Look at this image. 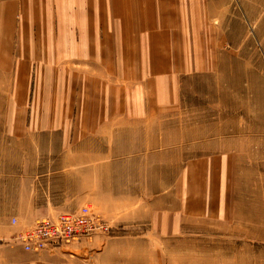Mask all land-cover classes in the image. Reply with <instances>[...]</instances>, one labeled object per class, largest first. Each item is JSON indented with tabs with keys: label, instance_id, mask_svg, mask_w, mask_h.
Here are the masks:
<instances>
[{
	"label": "crops",
	"instance_id": "crops-1",
	"mask_svg": "<svg viewBox=\"0 0 264 264\" xmlns=\"http://www.w3.org/2000/svg\"><path fill=\"white\" fill-rule=\"evenodd\" d=\"M174 1L0 0V76L5 80L2 102L16 103L20 97L12 99L11 90L27 87L26 73L41 72L45 81L55 76L60 88L73 86L81 106L80 111H65L64 92L59 96L55 91L54 100L43 95V105L56 102L59 110L0 112L3 134L19 141L32 135L61 132L55 147L45 144L42 149L39 145V151L60 153L55 159L56 174L75 168V176H86L78 182L80 194L68 198L86 200L92 206L91 214L102 215L116 225H137L130 222H142L136 218L142 219L143 215H146L143 219L153 220L154 209L144 212L143 207H152L150 202L154 199L168 201L164 208L167 217L170 209L171 214L176 210L175 193L153 197V190L158 188L151 185L158 182L153 175L158 166L152 164L157 155L152 154V149L156 144L153 130L160 127L159 111L179 102L176 84L179 71L177 62H172L164 28L172 24ZM175 55L179 57L177 51ZM64 73L69 75L68 81L62 78ZM137 136L141 137L139 141L135 139ZM202 145L196 149L213 150ZM29 148L18 151L19 156L3 161L6 166H0L7 167L10 175L8 182L0 180V217H9L8 223L2 221L0 226V264H153L146 260L158 255V251L152 250L157 243L136 238L110 237L112 241L94 239L92 243L91 238H84L38 251H25L22 245L11 242L13 236L30 226L24 224V217L35 216L42 208L35 205L36 194L45 192L39 184L49 183L48 173L36 171L47 166V162L41 160L42 156L33 155L36 149ZM176 150L175 146L171 150L167 147L171 155L167 156L165 183L173 186ZM139 152L148 154L143 156ZM215 153L187 160L190 169L198 168L200 176L210 177L206 178V184L199 183L204 194L201 205L216 207L228 216L229 187L222 177L234 161L231 164V155L226 156L223 151ZM207 156H213L211 164ZM145 166L148 169L141 170ZM145 182L151 185L147 191ZM169 189L170 185L167 192ZM96 199L105 201V210L96 209ZM113 206L127 210L107 211ZM13 217L17 225H10ZM155 230L169 228L161 229L156 223ZM236 230H241L239 225Z\"/></svg>",
	"mask_w": 264,
	"mask_h": 264
},
{
	"label": "rangeland",
	"instance_id": "rangeland-1",
	"mask_svg": "<svg viewBox=\"0 0 264 264\" xmlns=\"http://www.w3.org/2000/svg\"><path fill=\"white\" fill-rule=\"evenodd\" d=\"M174 2L172 24L164 28L173 54L172 62H177L174 64L179 71L176 83L179 102L159 111L161 118L157 124L160 127L153 130L156 144L152 149V154L157 155L152 164L158 166L153 171L158 182L151 185L158 188L153 190V197L175 193L176 210L171 214L170 209L167 217L164 208L168 201L162 203L160 198L151 200L152 207H143L144 212L154 209L153 220L143 219L146 216L143 215L142 219L136 218L142 222H130L137 225H116L98 215L111 230L108 234L96 232L87 238H91V243L94 239L107 241L110 237L113 240L128 237L154 241L157 248L152 250L159 253L146 260L153 264H264V0ZM176 51L179 57L175 55ZM68 76L64 73L62 78L68 81ZM26 77L27 87H14L10 92L12 99L20 98L16 103L8 104L2 102L5 80L0 76V112L56 111L58 103L43 105L42 96L54 100L52 96L57 93L61 96L63 92L64 110L80 111L73 86L60 88L55 76L45 81L41 72L26 73ZM58 135H32L16 141L6 137L0 126V166H6L3 161L15 159L20 155L18 151H28L29 147L37 150L33 155L42 156L41 160L47 162V166L36 169L38 174L48 173V185L46 182L39 184L40 190L45 192L35 196V205L42 208L35 216L24 217L26 226L31 227L41 218H55L59 211L77 214L82 205L92 209L86 200L68 198L80 194L78 182L86 176H75V168H66V172L56 174L55 159L60 153L39 151V145L42 149L45 144L49 148L55 147L60 142ZM135 139L139 141L141 137ZM200 144L213 150L200 152L196 149ZM171 146L177 149L175 186L165 183L167 156L171 155L167 147L171 150ZM213 151H223L224 155H231V164L234 161L222 177L229 187L231 207L228 216L216 207L201 205L204 194L199 183L206 184V178L209 180L210 177L207 174L200 176L198 168H189L190 157L211 155L215 153ZM138 154L144 156L148 152ZM212 159H208V164L213 162ZM146 169L145 166L141 170ZM7 170V167L0 168V180L4 182L9 181ZM142 174L146 180L147 174ZM42 179L46 181V176ZM151 185L145 182V191ZM95 202L96 209L105 210V201L96 199ZM124 210L127 209L119 206L107 209L112 212ZM51 212L55 215L51 216ZM8 219L7 216L0 217V226L5 221L8 223ZM156 223L161 229L168 226L169 230L156 231ZM237 225L241 230H236Z\"/></svg>",
	"mask_w": 264,
	"mask_h": 264
},
{
	"label": "built area",
	"instance_id": "built-area-1",
	"mask_svg": "<svg viewBox=\"0 0 264 264\" xmlns=\"http://www.w3.org/2000/svg\"><path fill=\"white\" fill-rule=\"evenodd\" d=\"M11 223H16L14 217ZM110 230L103 219L91 214L88 207H83L77 214L63 212L55 218H41L24 232L13 236L11 242L22 245L25 251H38L58 248L96 232L108 234Z\"/></svg>",
	"mask_w": 264,
	"mask_h": 264
}]
</instances>
